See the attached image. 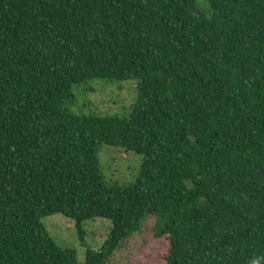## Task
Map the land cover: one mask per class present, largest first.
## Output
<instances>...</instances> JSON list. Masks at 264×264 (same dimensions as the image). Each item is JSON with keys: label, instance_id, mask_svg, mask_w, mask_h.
I'll list each match as a JSON object with an SVG mask.
<instances>
[{"label": "trees", "instance_id": "16d2710c", "mask_svg": "<svg viewBox=\"0 0 264 264\" xmlns=\"http://www.w3.org/2000/svg\"><path fill=\"white\" fill-rule=\"evenodd\" d=\"M203 1L0 0V264H106L147 216L165 264H264V0ZM97 78L137 80L128 117L66 108ZM103 144L143 156L134 182ZM55 213L111 228L78 262Z\"/></svg>", "mask_w": 264, "mask_h": 264}, {"label": "rangeland", "instance_id": "374dc122", "mask_svg": "<svg viewBox=\"0 0 264 264\" xmlns=\"http://www.w3.org/2000/svg\"><path fill=\"white\" fill-rule=\"evenodd\" d=\"M197 0L206 9L205 1ZM72 98L65 102L66 108L77 116L115 115L128 117L137 99V80L107 81L90 79L71 87ZM143 156L120 147L103 144L98 149V162L102 179L107 184L126 185L137 179ZM41 223L53 241L62 248L76 251L78 262L85 259L87 247L98 250L111 221L94 217L82 223L84 241L80 242L72 219L55 213L45 216ZM154 217L141 219L139 230L116 249L106 264H165L163 254L167 247L165 237L154 236Z\"/></svg>", "mask_w": 264, "mask_h": 264}]
</instances>
